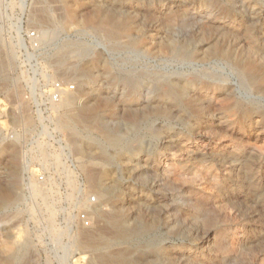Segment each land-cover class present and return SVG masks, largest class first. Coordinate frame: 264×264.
<instances>
[{
  "label": "rangeland",
  "instance_id": "374dc122",
  "mask_svg": "<svg viewBox=\"0 0 264 264\" xmlns=\"http://www.w3.org/2000/svg\"><path fill=\"white\" fill-rule=\"evenodd\" d=\"M180 1L0 0V264H264V0Z\"/></svg>",
  "mask_w": 264,
  "mask_h": 264
},
{
  "label": "bare ground",
  "instance_id": "6f19581e",
  "mask_svg": "<svg viewBox=\"0 0 264 264\" xmlns=\"http://www.w3.org/2000/svg\"><path fill=\"white\" fill-rule=\"evenodd\" d=\"M181 2V1H180ZM182 2H183V0H182ZM181 2V3H182ZM94 4V3H93ZM95 5V4H94ZM101 8V7H100ZM95 9V8H94ZM93 9V10H94ZM123 10V9H122ZM107 11H109V10H107ZM111 11V10H110ZM117 12V11H116ZM115 12V13H116ZM125 12V11H124ZM131 12V11H130ZM133 12V11H132ZM131 12V13H132ZM145 12V11H144ZM94 13V12H93ZM99 13V12H98ZM107 13V12H106ZM141 13V12H140ZM95 14V13H94ZM104 14H105V12H104ZM108 14V13H107ZM106 14V15H107ZM119 14H120V12H119ZM118 14V15H119ZM122 14V13H121ZM138 14V13H137ZM147 14V13H146ZM165 14V13H164ZM86 15V14H85ZM90 15H91V13H90ZM101 15V14H100ZM139 15V14H138ZM131 16V15H130ZM129 16V17H130ZM153 16V15H152ZM151 16V17H152ZM160 16V15H159ZM166 16V15H165ZM168 16V15H167ZM83 17V16H82ZM163 17V16H162ZM116 18V17H115ZM131 18V17H130ZM129 18V19H130ZM146 18V17H145ZM153 18V17H152ZM159 18V17H158ZM98 19V18H97ZM100 19V18H99ZM95 21V20H94ZM93 22V21H92ZM112 24V23H111ZM110 24V25H111ZM111 26H113V25H111ZM127 27H129V26H127ZM127 27H126V29H127ZM125 28V27H124ZM172 50V49H171ZM176 50V49H175ZM177 51V50H176ZM176 53V52H175ZM170 87V86H169ZM68 93H65V94H63L62 96H61V98H60V100L57 102V103H55L54 104V107L56 108V109H64V110H66V111H68V110H70L71 108H73V106H74V103H75V98H73V97H69V95H72V94H69V95H67ZM91 108V107H90ZM87 111H89V108H87L86 109V111L85 112H87ZM91 112V111H90ZM89 113V112H88ZM78 122H80V120L78 121ZM62 126H64V128H66V130H68V131H71V132H73V138H75L74 140V144L76 143L77 145H79L78 147H77V150L78 151H80V152H82V149H81V146H82V142H86V145L88 146L87 148H89V149H93V148H95V149H97V150H99L100 152H103L102 150H101V148L99 147V144L96 142V141H94L93 139H89V138H84V139H82L81 137H80V132H79V130H78V126H77V124L76 123H74L71 119H66L63 123H62ZM110 136V135H109ZM109 136H107V135H105L104 136V139H105V141L106 142H108V143H110V142H113V139L111 140L110 139V137ZM86 139V140H85ZM39 143V142H38ZM39 144H37V146H38ZM94 149V150H95ZM91 152V151H90ZM40 153L42 154V155H44V157H45V154L43 153V152H41L40 151ZM48 157V156H47ZM100 169V168H99ZM61 173V172H60ZM89 175V174H88ZM102 175H106L105 174V171L102 173ZM101 175V176H102ZM65 178V177H64ZM70 178H71V175H67V177H66V179H67V185H68V187L71 189V191L73 192V190H74V184H73V182L70 180ZM90 188L92 189V191L95 193V195L97 196V198H98V200H101L102 198H106V197H108L109 195H110V193L108 192V190L103 186V185H101L98 181L96 182V178L95 177H90ZM99 180V179H98ZM88 181V180H87ZM89 183V182H88ZM32 187V186H31ZM32 189V188H31ZM110 189V188H109ZM34 191H35V193H36V195H38L39 196V194H40V191L36 188V186L34 187ZM53 193V192H52ZM71 194V193H70ZM86 194V189H84L83 190V198H82V200L80 201V203H79V208L80 209H83L85 212H87V214H92V215H94V216H96V217H102L101 216V212H100V209L98 208V206L97 205H91V204H89V203H87L86 201H85V199H84V195ZM47 195H48V193H47ZM54 196V195H53ZM4 198L2 199V202H8V200H9V195L6 193L4 196H3ZM48 198H49V196H48ZM50 199V198H49ZM55 200V199H54ZM50 203V202H49ZM55 204H56V202H54ZM54 204V205H55ZM52 205V204H51ZM53 205V206H54ZM47 209H49V207H47ZM53 217H54V215L53 214H49L48 215V217H47V219H48V221L49 222H51L52 221V219H53ZM107 220H108V218H107ZM111 224L113 225V226H116V224H118V221H117V218L116 217H112L111 219ZM110 223V222H109ZM120 225V224H119ZM57 231V230H56ZM63 231V230H62ZM59 233V232H58ZM57 233V234H58ZM61 233V232H60ZM62 235V234H61ZM58 236H60L59 234H58ZM99 236V235H98ZM56 237V236H55ZM100 237V236H99ZM98 240V239H97ZM77 241H79V240H77V239H75L74 241H73V244H72V247H74L76 244H77ZM79 244L85 249V248H87V247H90V246H92V245H96V243L94 242V241H91V239H84V238H81V240H80V242H79ZM15 248V247H14ZM71 248V247H70ZM7 249V248H6ZM16 249L17 250H23V249H26V246H25V244H19V245H17L16 246ZM8 250V249H7ZM9 251V250H8ZM62 259H63V257H62ZM119 264V263H118Z\"/></svg>",
  "mask_w": 264,
  "mask_h": 264
},
{
  "label": "built area",
  "instance_id": "2783aa9c",
  "mask_svg": "<svg viewBox=\"0 0 264 264\" xmlns=\"http://www.w3.org/2000/svg\"><path fill=\"white\" fill-rule=\"evenodd\" d=\"M31 36H33V34ZM73 90H74L73 85H63L62 83L59 82L52 83L50 86L48 97L50 101H52L53 103H57L63 94L72 93ZM39 179L42 180V177L40 176ZM90 201L94 202L95 199L91 197ZM77 221L80 223V225L83 228H88L91 226L90 219L88 218L86 213H78Z\"/></svg>",
  "mask_w": 264,
  "mask_h": 264
}]
</instances>
